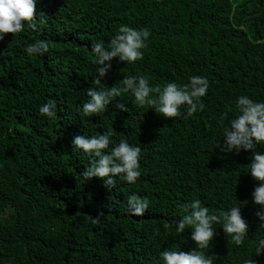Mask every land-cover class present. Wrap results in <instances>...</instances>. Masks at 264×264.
Returning <instances> with one entry per match:
<instances>
[{
    "label": "trees",
    "instance_id": "16d2710c",
    "mask_svg": "<svg viewBox=\"0 0 264 264\" xmlns=\"http://www.w3.org/2000/svg\"><path fill=\"white\" fill-rule=\"evenodd\" d=\"M36 10L49 15L42 31L26 27L0 40V264H162L160 250L195 247L191 229L179 234L170 222L197 199L210 212L237 204L249 225L239 246L213 225L203 251L214 264L250 257L264 264V250L254 254L264 230L251 197L257 181L246 168L251 151L216 147L220 113L237 115L238 95L264 100V0H37ZM120 24L147 27L149 43L139 61L113 58L102 86L131 75L150 85L204 75L202 110L164 118L124 93L105 112L80 115L86 89L101 86L93 83L91 42L107 46ZM37 38L49 41V52L28 56L25 46ZM48 100L57 105L54 119L38 111ZM108 129L113 141L141 147L135 184L117 178L107 190L79 175L89 159L72 138ZM132 192L149 200L143 216L127 212Z\"/></svg>",
    "mask_w": 264,
    "mask_h": 264
},
{
    "label": "clouds",
    "instance_id": "9594fccd",
    "mask_svg": "<svg viewBox=\"0 0 264 264\" xmlns=\"http://www.w3.org/2000/svg\"><path fill=\"white\" fill-rule=\"evenodd\" d=\"M37 0H0V40L6 34H16L30 28L34 32L42 31V25L49 15L37 11ZM150 30L147 27L136 28L128 24H120L116 33L105 46L101 40L91 42L90 52L93 56L95 75L93 83L99 87L86 89L87 99L83 101L77 111L82 117H90L106 111L107 106L124 93H130L134 102L139 106L148 105L164 118H182L203 109L202 97L209 89V80L204 75H191L186 83L178 84L168 81L163 85H150L145 75L125 76L120 85L104 87L101 80L111 68V61L129 64L143 58L148 46ZM49 41L37 38L25 46L28 56H44L49 52ZM116 108L127 111L125 103L116 102ZM235 109L237 115L229 116L221 112L219 119L223 124V144L217 141L216 147L223 152L251 151V163L246 166L247 173L257 181L251 192L252 201L259 207L255 211L258 217V230H264V151L258 150V145H264V100H253L247 94L236 97ZM38 111L47 118H56L57 105L54 100H48L39 105ZM113 130L92 135H75L71 140L72 148L83 151L89 159L87 167L80 172V176L90 180L99 178L108 190L112 188L117 178L129 184H135L141 175L140 159L141 147L130 144L127 139L120 138L113 141ZM128 214L136 217L143 216L149 208V200L136 192L128 195ZM188 211L180 218L171 221L175 225V232L183 234L190 228V239L195 247L187 252L165 248L158 255L162 264H214L215 255H207L215 234L214 224H219L224 232L231 237L236 245H240L248 238L249 225L241 215V207L232 204L210 212L209 208L199 199L186 205ZM95 223L98 218H92ZM262 232V231H261ZM264 233V232H262ZM264 250V234L255 242L254 254L259 255ZM241 264H255L250 258H244Z\"/></svg>",
    "mask_w": 264,
    "mask_h": 264
}]
</instances>
